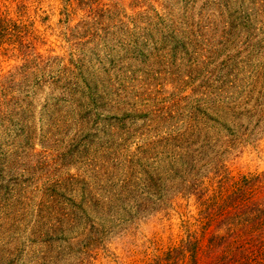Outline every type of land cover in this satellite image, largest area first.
I'll list each match as a JSON object with an SVG mask.
<instances>
[{
	"label": "rangeland",
	"instance_id": "1",
	"mask_svg": "<svg viewBox=\"0 0 264 264\" xmlns=\"http://www.w3.org/2000/svg\"><path fill=\"white\" fill-rule=\"evenodd\" d=\"M251 1L231 0L226 9L220 0H101L95 9L108 15L85 9L73 19L67 0H0L29 56L0 49V99L11 103L0 116V160L14 153L13 171L25 169L32 181L22 194L1 181L13 189L0 193V243L14 247L18 237L23 245L41 216L44 231L50 195L61 210L67 200L85 202L87 183L100 195L96 185L119 192L126 178L140 185L146 172L169 169L176 154V168H193L210 192L264 173V18L251 25L237 19ZM149 9L145 23L141 13ZM16 71L5 96L1 85ZM110 131L129 138L120 159L107 142ZM184 179L191 177H170L157 189H166L163 199L149 196L146 211L124 197L84 205L66 239L58 235L42 249L35 242L46 253L40 259L38 252L36 264H148L198 230L197 197L175 190ZM17 213L19 221L2 227ZM87 242L91 258L80 252Z\"/></svg>",
	"mask_w": 264,
	"mask_h": 264
},
{
	"label": "trees",
	"instance_id": "2",
	"mask_svg": "<svg viewBox=\"0 0 264 264\" xmlns=\"http://www.w3.org/2000/svg\"><path fill=\"white\" fill-rule=\"evenodd\" d=\"M100 1L101 0H67V14L74 19L77 10L82 11L88 9L89 13L95 18L96 16L100 18L105 13L108 15L112 10L106 9L103 12L100 9L98 11L95 9L99 7ZM220 1L223 2L221 5L224 4L223 7L226 9L227 5L231 3V0ZM149 12L154 11L149 9L148 12L141 13V17L145 23L149 18ZM260 18H264V0H252L249 7L239 12V15H237L240 24L244 25L255 24L259 22L258 20H260ZM11 23L12 22L6 16L0 14V49L4 48L6 44L9 48L5 49L7 54L9 52H13L14 54L21 52L20 55L13 56H16L17 59L22 57L26 60L29 56L24 52V46L26 49L27 46L21 34H16V31H14L13 27L16 26ZM176 26L177 25L173 23L170 27L172 30L170 34L172 35V39L174 38V40L178 41L181 30L177 29ZM230 34H232L231 31ZM146 36H148L147 40H154V34L152 32L145 33V37ZM23 67L25 68L26 66ZM21 69L22 67L19 68L18 71ZM18 71L6 74V79L1 85V88L7 91L5 96L11 95L9 91L12 89V87L9 86L3 88L4 84H6V80L16 75ZM34 74L35 72H32L30 76H34ZM218 89L221 90V88H217V90ZM5 101L6 99H0V116L1 114L4 115L1 118L2 120L8 115V113H6L7 111L5 113L3 112V108L6 109V105H11V103L5 104ZM214 111H216V109ZM128 117L132 118L135 116ZM111 131L108 132L107 142L110 143L115 158L120 159L122 156H120V153H122L121 150L124 149L129 138L127 139L125 135L122 137L117 136L116 133ZM182 144L181 142V145ZM177 155L178 154H176V156L174 155V161H172L170 157H166V160L170 158L169 163H165L170 164V168L168 169V165H163L162 171L164 174L159 168L148 171L146 172V179H144L140 185H133L130 183L129 179L126 178L121 185L117 186L119 192H116L112 187L107 188V186L105 187L103 185V187H98V185L95 184V189H100L104 193V195H102V193L100 195V193H96L95 190H91L94 185L92 186L87 183L85 192L88 196L85 197V202L82 201L79 205L70 200L69 205L67 200V203L64 202L63 208L58 210L56 208L57 199L53 195H50V204L46 203L48 206V216L46 217L47 222L44 231L38 228L39 224L45 218L41 216L37 218V223L32 227L33 232L31 236L33 237L34 235V240L31 239L32 237H29L26 243L18 245L17 240L19 239L17 237V239H14V247H12V241L4 245L0 243V264H36L38 262L37 259H39V257H37L38 252L42 251H37L35 242L40 244V249H42V246L52 247L54 242L57 241L58 235L62 236V239L63 237L66 239V234L71 232L74 227L80 223L82 218L85 217V215L80 217L76 213L77 210H79L85 214L84 205L88 207H93L95 205L102 207L101 204L104 198L109 199V205L118 200V198L124 197L123 200L128 201L131 207H137V209L141 211H146L151 202L149 196L156 195L159 199H163L166 189L162 187L160 193L157 189L161 185L166 184V181H168L170 177L174 179V177L178 176L184 177L186 174L189 175L191 179H184L182 185L176 187L175 190L177 193H181L182 191H178V188H184V192H188L189 195L194 194L197 197V202L199 204V214L197 217L198 230L188 232L187 237L177 246L157 255L148 264H264V173L254 178H244L241 182H232L225 190L210 192L202 182L197 181L198 176L201 175L195 174L193 168L184 171L176 168L175 161L178 158ZM3 156V159L0 160V193L1 191H5L8 196H11L14 187L19 188L20 194L26 193L32 184L31 178L26 177V171L21 167H18L21 171L20 173L13 171L14 163L12 162L14 161V153H11V155L4 153ZM83 157L85 159L86 155L84 154ZM1 162H4V164ZM191 171H193V174H191ZM167 172H170V174H167ZM3 179L12 181V185H14L13 188H11L10 185L4 187L1 182ZM34 179V181H36V175ZM223 179L224 178H222L219 183L223 184ZM186 181L188 182L185 183ZM25 185L26 187H24ZM172 186L174 185L172 184ZM60 187L61 186L56 185L54 189H59ZM19 217L21 216H19L18 213L14 218H11V215H7L4 218L6 223H2V227L10 226L13 220H16V222L19 221ZM6 230L10 231V229ZM43 252L45 253V251ZM43 252L39 253V256L42 255L40 259H45L46 253L44 255ZM80 252L91 258L90 254L92 250H90V243L87 242ZM68 253H70L68 258H71L72 253ZM21 256H24L23 263H18ZM68 264H73L70 259Z\"/></svg>",
	"mask_w": 264,
	"mask_h": 264
}]
</instances>
